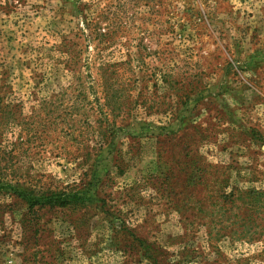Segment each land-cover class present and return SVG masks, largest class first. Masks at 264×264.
<instances>
[{
  "label": "rangeland",
  "instance_id": "374dc122",
  "mask_svg": "<svg viewBox=\"0 0 264 264\" xmlns=\"http://www.w3.org/2000/svg\"><path fill=\"white\" fill-rule=\"evenodd\" d=\"M0 264H264V0H0Z\"/></svg>",
  "mask_w": 264,
  "mask_h": 264
},
{
  "label": "trees",
  "instance_id": "16d2710c",
  "mask_svg": "<svg viewBox=\"0 0 264 264\" xmlns=\"http://www.w3.org/2000/svg\"><path fill=\"white\" fill-rule=\"evenodd\" d=\"M15 192L19 194L21 197H25L26 199L28 198L30 201L33 202H48V201H59L60 199L65 201V202H73L75 201H80L82 200V196L78 193H69V194H63V195H52V196H30L28 192L22 189H18L17 187L15 188Z\"/></svg>",
  "mask_w": 264,
  "mask_h": 264
}]
</instances>
